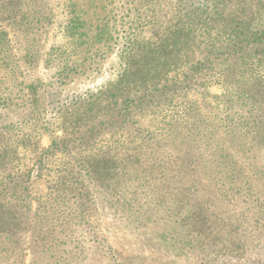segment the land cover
I'll list each match as a JSON object with an SVG mask.
<instances>
[{"label":"rangeland","instance_id":"rangeland-1","mask_svg":"<svg viewBox=\"0 0 264 264\" xmlns=\"http://www.w3.org/2000/svg\"><path fill=\"white\" fill-rule=\"evenodd\" d=\"M218 2L0 0V226L18 224L12 212L24 218L20 243L38 244L34 264H264V146L218 127L221 84L189 68L206 56L193 43L216 35L220 18L204 9ZM225 2L248 19L264 9ZM137 29L145 40L176 32L155 81L171 71L173 83L208 89L123 112L121 57ZM176 50L191 58L174 71ZM53 136L61 151L42 166ZM27 254L13 264H30Z\"/></svg>","mask_w":264,"mask_h":264},{"label":"trees","instance_id":"trees-1","mask_svg":"<svg viewBox=\"0 0 264 264\" xmlns=\"http://www.w3.org/2000/svg\"><path fill=\"white\" fill-rule=\"evenodd\" d=\"M225 3V0H220L214 7V11L204 9L205 16L214 15L215 18L219 17L220 21L219 19L215 20L214 30H216V35L202 36V43H193L198 45L197 49H201L206 56L189 68L198 72L204 71L206 75L216 77V82L221 84L222 93L213 96L218 105L217 109L223 115L222 118L219 117L220 125L218 127L224 128L227 133L235 134L233 137L238 145L246 146L239 139L240 137H249V135L254 134L260 138V141L252 140L257 145L264 146V18H262L264 9L258 19H248L243 15L245 13L243 10L235 12L232 8H228ZM182 12L183 9L179 10L177 19L182 22V19L186 16L188 35L197 33L198 24L192 19L193 12L191 10H187L185 14H182ZM208 25L209 21L207 20L204 28L208 29ZM179 32L182 34L183 30L180 31L179 28ZM173 34H176V32L170 31L165 38H161L150 33L149 39L145 40L146 37L139 30L138 34H134L129 39L121 57L123 65L119 85L124 90V95L128 93L127 95H133L134 99L131 100L130 96H126L122 106L123 112L129 110V102L134 101L133 108L137 109L140 106L151 104L153 99L160 96H166L173 101L177 95L189 91L197 85L187 82L182 86L181 83L171 82L169 80L171 71L166 72L157 81L154 80L155 76L153 74L157 69L152 65L157 63V58L160 59L161 56L170 55L167 47L176 43L173 41L172 44H169L173 39ZM184 46L185 44H183ZM169 52L173 53L174 51ZM178 52L181 51H175V53L180 54ZM181 55L178 58L179 60ZM183 57L186 62L188 61L187 63H190L189 51L187 55L184 53ZM184 59L180 60V63L173 62L170 69L176 71L178 66L182 67ZM160 71H163V69ZM207 85L197 86L208 89ZM106 91L112 90L107 87V90L103 93L99 91V93L105 94ZM206 94L209 95L208 92ZM215 134L219 143H227L223 132L217 129ZM59 140L61 138L53 136L46 153L42 149L43 153L39 161L42 166L46 161V154L55 155L58 150L61 151ZM254 142H248V144L256 145ZM12 213H16L17 217L13 216L12 219L18 221V224L7 228L5 225L0 226V240L7 236V246H2L1 243L3 242H0V258L10 264L16 261V259L11 260L13 257L23 262V259L28 256L27 252L31 251L33 259L30 264H34L36 254L34 250L36 246L38 248V244L27 247L20 243L19 233L25 220L21 217L18 218L19 214L17 212ZM34 222L35 219L32 223ZM30 225H33L31 220ZM45 252L49 253L50 249L45 250L44 254H46Z\"/></svg>","mask_w":264,"mask_h":264}]
</instances>
